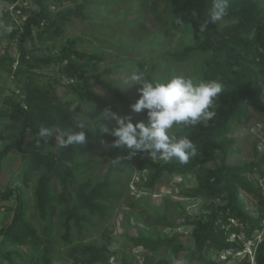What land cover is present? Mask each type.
Instances as JSON below:
<instances>
[{
  "label": "rangeland",
  "instance_id": "rangeland-1",
  "mask_svg": "<svg viewBox=\"0 0 264 264\" xmlns=\"http://www.w3.org/2000/svg\"><path fill=\"white\" fill-rule=\"evenodd\" d=\"M154 1L46 0L52 18L62 25L63 32L58 37L43 39L35 31V39L25 44L28 57L30 60L37 57H58L72 43L78 52L98 56L99 60L87 72L94 77L90 80L91 90L111 103L114 106L113 112L131 117L133 124L140 121L147 124V110L141 113L131 111L130 106L139 99L140 86L131 87L124 81L133 72L142 73L146 80L152 76L162 83L172 76L191 78L197 83L214 77L225 88H229V80L222 74V69L229 63L230 47L223 48L221 45L238 19L228 18L219 22V31L213 37V49L206 52L197 50L187 61L178 62L174 54L188 46L197 47L194 35L188 26L175 23L177 16L152 10ZM260 5L264 15V0L260 1ZM79 9L82 12H78V16H72L67 22L59 19L62 13ZM37 12L38 7L33 0H0V151L7 144L15 142L22 129L21 122L10 120V107L6 102L13 95H19L21 99L24 97L23 82L14 73L19 64L18 39H13L11 34L17 30L22 31L27 18ZM240 34L247 35L243 30ZM248 35L251 38L253 34ZM235 52L242 55L245 49L236 47ZM7 57L15 61L13 65L10 61L4 62ZM34 72L38 75L37 79L44 78L39 82L51 89L64 111L61 118L63 121L56 128L79 131L78 127L83 125L86 142L65 147L54 133L56 144L51 146L42 144L37 136L28 134L24 145L25 156L15 150L5 156L0 173V192L11 186L21 189L28 203L26 219L36 231V236L21 244H12L0 236V264H91L90 254L85 253L88 246H107L112 264H121L123 259L131 264H155L159 261L175 264V254L171 249L152 252L135 247L131 242V239L139 237L157 239L174 235L179 236V245L183 248L177 257L178 264L185 263L195 248L193 227L186 223L187 218L194 219L205 214L212 203L203 197L186 196V193L193 191L201 183L204 168L183 175H173L154 189H148L145 187L147 173H141L138 168L143 159L149 158L162 163L179 161L175 158L162 160L150 157L146 151L130 155L126 147H112L116 138L104 133L102 125L110 130L117 125L114 120L102 119L104 110L82 101L73 91V85L70 86L72 81L66 78L48 80L57 77L58 68L55 64L43 66ZM96 76L120 89L123 99L104 88L95 79ZM126 87L130 88L125 89ZM261 101L264 104V95ZM249 111L251 118L248 121L244 118L241 122H234L231 132L221 139L231 143L230 155L226 160L229 166L250 163L264 154V111L252 107ZM185 132L183 125H174L169 130V135ZM32 151L51 152L58 158L56 175L50 185L52 208L46 220L40 217L36 202L38 180L46 171L34 170L27 186L22 181L25 159ZM65 155L70 157L69 160H59ZM220 163L221 158H218L205 168L214 169ZM67 171L71 175L69 183L72 190L81 183L91 182L95 185L109 181L118 195L108 202V216L104 219L83 212L86 214V221L81 229L72 223L69 240L65 239L63 225L69 206L59 199ZM254 177L258 178V175ZM15 198L14 195L12 200L6 201L0 197V230L6 228L13 218L17 205ZM240 198L246 210L258 217L257 200L244 192L240 193ZM216 202L225 203L220 200ZM162 217L173 226L159 221ZM240 237L247 241L244 233ZM260 238L264 240L262 230L254 233L252 241L256 243ZM246 248L244 251L207 254L204 259L216 264L252 262V256L246 254L249 240ZM205 261L196 260L193 264H209Z\"/></svg>",
  "mask_w": 264,
  "mask_h": 264
},
{
  "label": "trees",
  "instance_id": "trees-1",
  "mask_svg": "<svg viewBox=\"0 0 264 264\" xmlns=\"http://www.w3.org/2000/svg\"><path fill=\"white\" fill-rule=\"evenodd\" d=\"M16 1L13 0V2ZM33 1L38 7V12L27 18L22 31L17 30L11 34L13 39H18L19 64L14 73L23 82L24 97L21 99L19 95H13L6 102L10 107V120L21 122L22 129L16 141L7 144L0 151V173L3 159L11 151L15 150L21 156H25L24 145L28 134L37 136V139L44 145L53 146L56 144L55 134L51 137L41 138L39 133L41 128H56L59 122L63 121L61 118L64 111L51 89L45 88V85L39 82L44 78L37 79L38 75L34 70L55 64L58 68L57 77L54 76L48 80L66 78L68 81H72L70 86L73 85L71 86L73 91L82 101L99 110L114 108L111 103L90 88V80L94 77L88 75L87 72L99 60L98 56L80 53L72 43L69 47H65L58 57L29 59L25 44L35 39V31H37V36L43 39L58 37L63 32L62 25L52 18L46 0ZM260 1L229 0L230 6L227 15L214 23L209 20L212 0H155L152 4L154 11L161 10L164 14L179 17L183 21L182 24L188 26L194 35L197 47L188 46L174 54V58L178 62L187 61L197 50L206 52L213 49V37L219 31V22L228 18L238 19V23L232 27L230 34L223 38L221 45L223 48L230 47L229 63L222 69V74L229 80V88L222 85V92L216 97L213 108L210 109L215 112V116L211 120H202L195 126L183 125L186 129L184 134L171 135L177 139L189 138L196 146V154L191 156L187 163H162L145 158L138 166L141 173H147L145 187L150 190L167 181L173 175H183L197 171L198 168H204L201 183L193 191L186 193V196L190 198L203 197L212 203L205 214L194 219L187 218L186 223L193 227L192 237L195 248L191 257L183 264H193L196 260L205 261L204 256L207 254H221L231 250L244 251L245 241L239 238L240 235L244 233L246 240H250L256 231L263 229L264 187L261 184V179H264V154L250 163L229 166L226 160L230 155L231 143L221 141L231 132L234 122H241L244 118L248 121L251 118L249 111L251 107L264 111V104L261 101L264 95V15ZM78 12H82V9L62 13L59 19L65 23L72 16H78ZM205 21H209L207 28L201 31V25ZM242 30L245 31L246 36L240 34ZM248 34L253 35L250 38ZM236 47L244 48V54H236ZM6 61H10L12 65L15 62L9 57L4 62ZM95 79L104 88L123 99L120 89L105 83L100 76H96ZM147 80L158 82L152 76H149ZM212 80L219 82L214 77L208 78V81ZM69 158L65 155L59 160L67 161ZM218 158H221L220 165L214 169L205 168L207 164L216 162ZM57 164L58 158L51 152L32 151L25 159L22 174L24 185H29L34 170L44 169L46 171L39 178L36 188L37 210L44 220L48 219L52 208L53 198L50 185L56 175ZM256 174L258 178L254 177ZM70 176L68 171L65 172L64 186L59 197L60 202L69 206L63 224L67 240L71 238L72 223L77 228H82V224L86 221V214L83 212L98 215L104 219L108 216V202L111 198L118 196L109 181L95 185L91 182L81 183L72 190L69 183ZM241 192L257 200L258 217H254L246 210V206L240 198ZM14 195L17 205L13 218L6 228L0 230V236L12 244H21L28 238H34L36 231L26 219L28 203L21 189L11 186L0 192V197L6 201L12 200ZM216 200L225 203L216 202ZM159 221L173 226L165 217ZM233 235L236 236L235 240H231ZM131 242L135 247H142L152 252L171 249L175 254V264H178L177 257L183 250L179 245L178 235L157 239L139 237L131 239ZM86 252L90 254L91 264H112L107 246L100 248L88 246ZM205 262L216 264L212 261ZM121 264L131 263L123 259ZM155 264L169 263L159 261ZM243 264H252V262L244 261ZM255 264H264V240L256 248Z\"/></svg>",
  "mask_w": 264,
  "mask_h": 264
},
{
  "label": "clouds",
  "instance_id": "clouds-1",
  "mask_svg": "<svg viewBox=\"0 0 264 264\" xmlns=\"http://www.w3.org/2000/svg\"><path fill=\"white\" fill-rule=\"evenodd\" d=\"M229 0H212L209 15L211 22L219 21L227 15ZM209 21L201 25V31L207 28ZM176 24L183 21L175 18ZM126 85H139V99L131 105V111L141 113L147 110V124L143 121L132 123L131 117L120 116L110 108L102 114L103 120H114L117 127L109 129L102 125V131L115 137L112 147H126L130 155L146 151L150 157L162 160L177 159L187 163L196 154L195 144L187 137L177 139L169 135L174 125L195 126L202 120H211L216 97L222 92V84L217 81L194 82L191 78L172 76L167 82H151L142 73H131L124 81ZM130 87H126L128 89ZM75 129L41 128L40 137H51L54 133L62 146L82 145L86 142L84 126Z\"/></svg>",
  "mask_w": 264,
  "mask_h": 264
},
{
  "label": "built area",
  "instance_id": "built-area-1",
  "mask_svg": "<svg viewBox=\"0 0 264 264\" xmlns=\"http://www.w3.org/2000/svg\"><path fill=\"white\" fill-rule=\"evenodd\" d=\"M261 184H262L263 187H264V179H261ZM262 231H263V233H264V221H263V229H262ZM233 236H234V239H231V240H235V239H236V236H235V235H233ZM239 238L241 239V237H239ZM262 238H263V235H262ZM262 238L258 239V241H257L256 243H254V242L252 241V239L249 240V250L247 251L246 254H249V255L252 256V263H253V264H255V252H256V248H257L258 244H259L260 242L263 241ZM241 240H242V239H241ZM247 242H248V240L245 241V250L247 249V248H246V247H247ZM253 248H254V251H252ZM229 252H230V251H227V253H229ZM228 257L231 258L230 255H229Z\"/></svg>",
  "mask_w": 264,
  "mask_h": 264
}]
</instances>
